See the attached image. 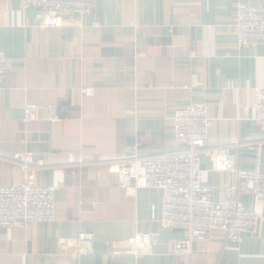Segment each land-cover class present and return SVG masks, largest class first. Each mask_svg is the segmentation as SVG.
<instances>
[{
  "label": "crops",
  "instance_id": "obj_1",
  "mask_svg": "<svg viewBox=\"0 0 264 264\" xmlns=\"http://www.w3.org/2000/svg\"><path fill=\"white\" fill-rule=\"evenodd\" d=\"M240 5L264 0H97L89 14L45 27L38 8L24 12L22 0H0L8 67L0 82V185L19 183L21 171L8 160L28 150L50 167L36 182L58 186L53 222L0 227V264H264V201L257 230L240 242L215 230L194 242L191 255L176 256L171 245L182 232L160 225L162 191L130 193L105 163L177 148L174 113L192 102L207 104L210 145L264 142L252 109L255 90L264 88V44L238 45ZM29 104L38 118L26 123ZM48 106L61 120L49 119ZM236 154L239 169L264 174V143ZM202 169L213 186L240 181L209 158ZM239 200L255 206L250 193ZM84 231L95 234L93 254L62 248L60 239ZM148 231L159 234L153 254L108 253V242Z\"/></svg>",
  "mask_w": 264,
  "mask_h": 264
},
{
  "label": "built area",
  "instance_id": "obj_2",
  "mask_svg": "<svg viewBox=\"0 0 264 264\" xmlns=\"http://www.w3.org/2000/svg\"><path fill=\"white\" fill-rule=\"evenodd\" d=\"M97 0H22L24 12L34 7L42 14L45 27H61L66 16L89 14ZM238 45L250 48L264 44V6L240 5L237 12ZM7 57L0 50V82L7 77ZM87 96L95 94V88L84 86ZM49 119L61 120L55 106H48ZM253 120L264 131V88L255 90L252 104ZM38 118V106L25 108L24 120ZM178 147L150 155H131L106 162L110 172L119 177L120 187L130 193L141 188L162 191L163 208L159 219L164 229L179 230L182 237L172 242L171 253L176 256L191 255L194 242L207 238L215 230L225 231L231 242H240L245 233H254L262 217L264 201V174L237 167L236 149L248 146L256 149L263 141L210 145L209 128L212 120L204 102H192L174 113ZM24 142L26 139L23 140ZM209 158L213 169L236 172L238 183L224 182L220 186L206 183L202 159ZM19 167L21 179L13 185H0V227L26 228L33 223H50L56 217L57 184H39L36 175L50 168L43 157L25 150L8 160ZM247 192L253 195V207L244 206L239 196ZM157 232H137L127 240L108 242V253L137 256L151 255L158 243ZM62 248L71 246L75 253L93 254L95 234L84 231L76 239L62 238Z\"/></svg>",
  "mask_w": 264,
  "mask_h": 264
},
{
  "label": "rangeland",
  "instance_id": "obj_3",
  "mask_svg": "<svg viewBox=\"0 0 264 264\" xmlns=\"http://www.w3.org/2000/svg\"><path fill=\"white\" fill-rule=\"evenodd\" d=\"M113 160H116V159H113ZM108 161H109V160H108ZM106 162H107V161H106ZM106 162H105V163H106ZM106 165H107V164H106ZM125 190H126V189H125Z\"/></svg>",
  "mask_w": 264,
  "mask_h": 264
}]
</instances>
